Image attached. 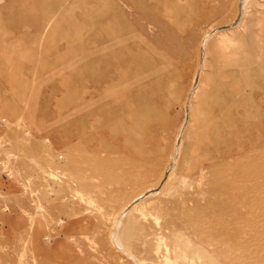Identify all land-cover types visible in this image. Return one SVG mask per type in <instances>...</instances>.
<instances>
[{"label": "rangeland", "instance_id": "rangeland-1", "mask_svg": "<svg viewBox=\"0 0 264 264\" xmlns=\"http://www.w3.org/2000/svg\"><path fill=\"white\" fill-rule=\"evenodd\" d=\"M211 30L240 40L206 54ZM263 49L264 0H0V264H264ZM229 59L253 68L233 70L256 145L216 166H239L236 207L183 165Z\"/></svg>", "mask_w": 264, "mask_h": 264}, {"label": "bare ground", "instance_id": "bare-ground-1", "mask_svg": "<svg viewBox=\"0 0 264 264\" xmlns=\"http://www.w3.org/2000/svg\"><path fill=\"white\" fill-rule=\"evenodd\" d=\"M237 8H238L237 14L239 15L243 9V7H241V5H240V2H238ZM236 19L237 18L235 17L234 21ZM213 31L214 30H211L209 33H207L205 38L202 40L201 45L205 47V51H206L205 53L206 54H210V53H212L211 50L212 49L214 50L213 46L215 45V43L213 44V43L208 41V37ZM251 38H253V36ZM239 40H240V37L237 35L222 34L218 39H216V45L218 46V48L221 51L226 53L227 49L229 47L235 45L236 43H238ZM255 44H257V43H255ZM218 48L216 47L217 50H218ZM257 51H258V49H257ZM213 55H216V54H213ZM260 57L263 59L262 63L264 64V54H263V56L260 55ZM239 59L238 60L229 59V60H226L224 62H219L218 66H217L218 71L216 70L214 72L212 71L211 73H209V72L204 73L207 76V78L201 79L197 90H199L200 95L205 93L207 95V97H206V100L204 102L202 100L200 102V104H199V102L197 103V105L200 107H195V106L192 107L191 123H189V124H191V125H189V127H191V131H192L191 139H190V145H189L190 156H189V158H186V159L183 158L184 160L182 159L183 165H184V167H186V173H187V171L190 173L193 172L199 176L200 180L198 181V184H195L196 187H195L194 193L204 196L206 193L209 192V190H211L212 192H219L220 194H223V196L225 195L227 197H230L232 199L233 203L234 204L236 203L234 205L235 207L237 206V203H238L237 197L242 192L240 190L238 179L233 177L235 174L234 168L237 167L238 168L237 170H240L239 166H236V163H233V162H228V163L223 164L222 166H220L218 168H216V166H217V164L222 163V159L225 158L227 155L238 153L239 151L242 152L244 150L252 151L253 150L252 148L254 147V145H256V141L253 138L249 137L250 130H247L248 129V128H246L247 126H244V123L242 122L243 119H245V121H247L246 117L243 116L242 111H241L243 98L241 96H238L237 91L235 90L237 87L236 83L239 80L238 76L240 75L239 74L240 72L239 73L236 72L239 74V75H237L234 72L235 70H233V68H235L236 66L239 67L238 65H245L246 69H244V73H242L240 77L248 79L249 78V76H248L249 71H252L253 68L250 67L251 63H248L247 61H243V60L241 61ZM209 74L213 78L212 81H209V78H208V76L210 77ZM192 104H194V103H192ZM149 109H150V107H149ZM166 111H168V109ZM111 116H112V114H111ZM113 117H114V115H113ZM253 118H254L253 115L249 116L250 120H252ZM119 126H120V124H119ZM92 130H93V127H92ZM119 130H120V128H119ZM253 131H254V129H253ZM185 134H187V133H185ZM162 141H163V139H162ZM123 142H124V140H123ZM128 142H129V140H128ZM175 142H176V139H175ZM127 146H128V144H127ZM146 157H148V155ZM172 158H173V155H172L171 159ZM210 173H212V174H210ZM248 175H249V173H248ZM50 176L55 177L53 174H50ZM212 177H214V180H212ZM136 179L137 178H134L135 182L137 181ZM182 182H183V180H182ZM187 183L186 182L184 183L185 186H187V187L193 186L194 187V185L189 184V183L187 184ZM245 183L242 184L243 185L242 187L245 186ZM248 183H250V182H248ZM182 185H183V183H182ZM249 185L251 186V184H249ZM253 194L255 195L254 192H253ZM79 196H80V194H79ZM261 200H262V198H261ZM261 202L263 203V201H260L259 203H261ZM210 206H212V205H210ZM143 208L144 207L141 204H138L136 207V210H138L141 214L144 215L145 213L143 211ZM207 210L209 211V209H207ZM151 211H149V212H151L150 215L153 216L154 222L158 223L159 222V216H157L155 209H153ZM202 215H203V213H202ZM183 221L187 225H193L192 221H190V220L188 221L187 219L186 220L183 219ZM202 225H204V224H202ZM217 225L218 224H216L215 226H217ZM116 235H118V234H116ZM156 246L159 247L158 241L156 242ZM171 257H172L171 254L169 252H167L166 257H164L163 264H178L177 261L175 259H172Z\"/></svg>", "mask_w": 264, "mask_h": 264}, {"label": "built area", "instance_id": "built-area-1", "mask_svg": "<svg viewBox=\"0 0 264 264\" xmlns=\"http://www.w3.org/2000/svg\"><path fill=\"white\" fill-rule=\"evenodd\" d=\"M7 173V172H6ZM8 174V173H7Z\"/></svg>", "mask_w": 264, "mask_h": 264}]
</instances>
